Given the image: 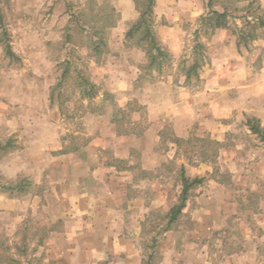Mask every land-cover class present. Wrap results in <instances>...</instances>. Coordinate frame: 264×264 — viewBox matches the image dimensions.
I'll list each match as a JSON object with an SVG mask.
<instances>
[{"label": "crops", "instance_id": "crops-1", "mask_svg": "<svg viewBox=\"0 0 264 264\" xmlns=\"http://www.w3.org/2000/svg\"><path fill=\"white\" fill-rule=\"evenodd\" d=\"M258 1L259 9L254 13L249 7L252 1H236L234 9L228 10V27L212 30L204 19L212 11L224 10L214 8L211 0H206V6L202 0H156L152 29L154 23L161 22L155 37L164 52L162 58H168L169 53L173 59L172 68L164 70L160 58L153 63L141 46L119 51L121 55L126 51L127 64L112 61L91 67V84L101 92L97 95L96 91L92 99L85 97L84 103H103L105 96L115 102L111 109L109 105L103 111L86 112L83 124L87 128L82 132L63 129L61 144L51 156L50 183L55 195L42 191L29 197L61 203V223L49 229V238L41 247L43 264H143L139 251L140 211L162 214L166 237L176 230L168 227V216L175 205L166 212V198L159 196L158 189L172 179L173 169L180 174L177 184L181 188L184 177L202 180L190 189L180 222L189 202L198 200L204 182L213 181L222 188L234 183L233 177H226L218 167L225 154L229 156L239 147L229 133L235 126V109L239 117L247 112L249 137H259L248 126L249 120L256 119L249 112L259 105L254 103L256 99L247 98L250 87L264 78V28L258 25L259 18L264 21V0ZM117 9L120 26L140 19L133 0ZM198 21L202 23L195 31L198 45L193 52L185 51L186 33L182 27ZM253 25L257 28L251 32ZM202 48L204 52L199 50ZM112 55L117 58L119 54ZM191 56L193 63L186 65ZM180 59L185 61L178 67ZM135 104L138 106H132ZM259 104L257 120L264 129V102ZM124 116H130L132 122L125 125L119 119ZM59 118L60 114L54 112L53 120L58 124ZM107 151L113 153L111 160L102 157ZM160 169L164 172L159 175ZM35 184L43 188V182ZM63 187L73 190L65 210ZM168 192L164 186L162 194ZM253 198L255 209L250 202L243 208L252 209L255 218L251 223L254 220L264 233V191H250L247 199ZM203 223L197 219L190 226L198 230ZM190 236L185 244H194Z\"/></svg>", "mask_w": 264, "mask_h": 264}, {"label": "rangeland", "instance_id": "rangeland-1", "mask_svg": "<svg viewBox=\"0 0 264 264\" xmlns=\"http://www.w3.org/2000/svg\"><path fill=\"white\" fill-rule=\"evenodd\" d=\"M131 1L0 0V146L11 140L13 147L7 152L0 150V264H10L11 257L22 264H43L45 254H41V247L49 238V229L61 223V203L57 199L40 202L29 197L42 191L55 195L50 183L51 156L61 144L63 129L82 132L87 128L83 124L86 112L114 106L115 100L109 96H105L103 103H84L85 91L91 87L87 83H93L91 67L112 61L126 63V51L124 55L119 51L148 45L147 42L139 44L141 33L127 37L133 23L121 26L118 23L121 17L117 7ZM236 1L212 0V6L234 9ZM248 1L258 6V0ZM202 2L206 6V0ZM200 22L183 25L185 51L193 52L198 45L194 37L202 26ZM160 24L154 23L155 34ZM7 43L15 56L7 54ZM111 53L119 55L116 58ZM193 59L194 56L187 59L186 65H191ZM183 61L180 59L178 67ZM159 62L164 70H170L174 64L169 53L168 58H160ZM259 83L250 87L247 95L248 100L254 98L257 100L254 103L259 105L249 112L256 119L259 103L264 102V78ZM96 91L98 95L101 89ZM54 112L61 116L59 124L53 120ZM129 117L119 119L128 125L132 122ZM248 117L247 112L239 117L235 109V126L229 133L239 147L229 156L225 154V160L218 167L226 177L231 180L233 177L234 183L222 188L213 181L204 182L198 200H191L185 209L180 229L175 228L166 237L162 230L166 219L162 214L138 210L143 264H264V233L254 220L251 223L255 218L252 209L243 208L249 202L251 208L256 207L255 198L247 199L250 191H264V144L259 137H249L245 127ZM112 154L107 151L102 157L111 160ZM224 163L228 166H223ZM163 172L160 169L159 175ZM172 172V179L158 186L159 196L166 198V212L179 203L182 190L177 184L179 172L175 169ZM37 181L43 182L42 189L35 184ZM19 184L22 189L9 190ZM164 186L169 191L166 194H162ZM63 188L65 210L72 201L73 190ZM197 219L204 222V227L194 230L190 225ZM190 234L194 244H185Z\"/></svg>", "mask_w": 264, "mask_h": 264}, {"label": "trees", "instance_id": "trees-1", "mask_svg": "<svg viewBox=\"0 0 264 264\" xmlns=\"http://www.w3.org/2000/svg\"><path fill=\"white\" fill-rule=\"evenodd\" d=\"M233 1V0H231ZM235 1V0H234ZM239 1V0H238ZM137 10L140 12V19L138 22H136L132 29L128 32L127 37H134L136 33H141L142 38L140 39L139 44H143V42H147L148 45H145L144 48L147 51V55L152 60V62H157L159 58H162L164 56V52L162 51L161 46L157 42V39L155 37V33L152 29V18L154 15V7L156 0H134ZM212 4V0L210 2ZM254 1L250 3V8L252 7L255 11H257L259 6L254 7ZM229 11L228 8L224 9V12L219 11H212L208 17L204 19L206 22L207 28L216 30V29H223L227 28L229 21ZM250 26V23L248 24ZM259 27L264 28V21L259 18ZM257 25L251 26L249 30L251 32L255 31V27ZM257 28V27H256ZM250 32V33H251ZM241 43V42H240ZM98 49V48H97ZM7 54L11 57L15 56L14 53L11 50V45L7 43L6 46ZM153 52H156L154 54ZM190 75V72H189ZM91 87L89 90L85 91V97L92 99L96 95V87L92 85L91 83H87ZM248 126L251 128L254 134H257L262 142H264V129L261 128V125L257 119H252L248 121ZM10 147H12V141L9 140L5 146H0V150L3 152H7L8 150H11ZM202 180L196 179V180H189L187 178H183V188L179 197V203L174 206V208L170 211L168 216V227L170 230L173 228H177L180 224V219L183 214V209L186 206V202L188 201V194L191 188H193L198 183H201ZM22 189V184H19L16 187H13L9 190H15V189ZM10 264H22V262L14 257H11Z\"/></svg>", "mask_w": 264, "mask_h": 264}]
</instances>
